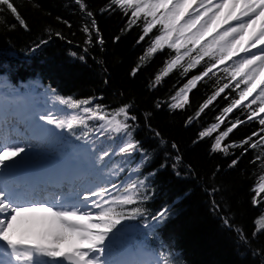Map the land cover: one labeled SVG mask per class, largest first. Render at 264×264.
Masks as SVG:
<instances>
[{
	"label": "trees",
	"instance_id": "16d2710c",
	"mask_svg": "<svg viewBox=\"0 0 264 264\" xmlns=\"http://www.w3.org/2000/svg\"><path fill=\"white\" fill-rule=\"evenodd\" d=\"M12 2L27 30L10 13H0L6 21L0 24L1 73L16 84L37 83L44 91L51 90L48 96L53 101L57 96L90 99L91 106L100 105L106 113L127 106L131 139L138 147L131 154L118 150L109 166L125 171V185L144 181L141 194L147 199L139 205L145 216L123 222L119 231L126 229V233L139 238L147 237V230H157L169 247L171 264H264V231L253 236L255 221L264 216V193L257 197L254 191L264 175V145L252 148L249 143H242L248 137L250 143H255L264 136L259 117L248 119L250 110H257L259 102L234 108L219 129L209 136H200L217 123L216 117L223 108L239 99L244 84L236 88V81H232L197 117L200 105L231 78L223 71L225 65L218 66L213 69L215 75L210 73L191 89L189 102L183 108L170 107L187 81L214 61L205 57L187 73L177 66L156 83L155 77L177 55L175 49L165 46L152 56H145L151 42L161 34V25L145 35L143 14L131 24V9L125 14L111 5V0H82L85 11L76 0ZM147 19L150 21L151 17ZM85 25L90 28L88 33L83 31ZM142 35L144 39L140 40ZM184 51L181 48L180 54ZM198 54L192 52L191 56ZM15 56L28 59L19 61ZM190 62L185 57L181 64L187 67ZM59 107L66 113L70 111ZM237 120L243 123L222 141L226 151H213L216 136ZM100 123L89 121L93 130L90 135L102 147H114L112 137L94 134ZM104 150L110 152V148ZM139 150L146 155L140 156ZM163 209H167L164 221H153L152 217ZM131 222L136 224L128 228Z\"/></svg>",
	"mask_w": 264,
	"mask_h": 264
},
{
	"label": "snow or ice",
	"instance_id": "6c2138e0",
	"mask_svg": "<svg viewBox=\"0 0 264 264\" xmlns=\"http://www.w3.org/2000/svg\"><path fill=\"white\" fill-rule=\"evenodd\" d=\"M192 2L194 0H111V5L124 10L125 14L131 9V18H136H130L131 24L136 23L143 14L145 35L157 25L162 26L161 34L151 42L145 56L150 57L165 46L177 51L175 58L167 62L163 71L155 77L156 83H159L177 66L182 67L187 73L205 57L214 61L210 62L200 75L188 80L176 93L173 97L176 103L170 105L172 108H183L189 102V92L196 87L198 81L210 73L215 75L213 69L226 64L239 52L245 53L242 58L233 60L231 70L228 67L223 69L231 79L209 96L196 112V116L199 117L216 97L230 86L232 81H236V88H240L241 83L245 84V88L239 92V99H234L231 104L223 108L222 114L216 117L217 123L200 133V136L204 137L219 129L224 123V117L257 90L256 80L261 66L264 65V0H221V3L215 5V12L212 11L213 6L209 2L204 12H197L195 16L189 13L183 22L178 23L185 15L181 9L185 6L190 7ZM76 3L82 11L86 10L82 0H76ZM238 5L241 6L239 14L235 12ZM224 8L228 11L222 22L229 24L230 20H234L235 25H229L222 33H216V36L223 41L222 43H214L216 36H213L211 40H204L207 32L214 30L213 17H216ZM160 9L164 11L160 12ZM5 12L10 13L15 21L27 30V24L12 0H0V13ZM87 15L91 17L92 13L87 12ZM148 17H151L150 21ZM257 21H259V31L256 28ZM5 22L4 16L0 15V24ZM95 25L96 22L93 19L92 28H95ZM11 27L14 28L15 25ZM83 31L88 33L90 28L85 25ZM174 33L177 35L174 36ZM143 39L144 35L140 37V40ZM187 44L191 47H186ZM257 45L261 47L257 48ZM181 48H185L182 55ZM196 51L199 54L191 56V53ZM185 57L191 59L187 67L181 64ZM237 77H240V80H237ZM260 83L264 85V81ZM56 101L70 111L63 116L52 112L40 114L39 120L46 125L75 135L77 140L84 139L87 143L93 131L89 127V121L95 120L101 122L98 129L101 136L106 133H116L127 137L123 146L119 148L121 154H131L138 147L137 143L131 139L130 125L127 123L129 119L127 106L121 107L114 113H106L100 105L91 106L90 99L75 100L72 97L57 96ZM257 101L260 106L258 110H250L249 120L257 118L258 113H264V86L259 87L258 94L250 103L256 104ZM240 123L243 121L237 120L216 136L212 144L213 151H226V147H222V141ZM259 124L264 126V117L259 118ZM78 129L81 131L79 135H76ZM261 131L264 132V128ZM250 141L251 137H248L242 143H249L252 148L259 147L264 145V136L255 143ZM235 146L230 145V147ZM25 151V147L18 144L0 145V175H3L5 168L10 167L6 162L21 156ZM109 156L108 150H100L97 163L103 162ZM232 163L234 165L236 161ZM143 186L144 181H130L126 185L111 184V191L109 187L98 186L95 190L86 191L82 197L78 194V206L64 201L60 195L55 196L52 204L29 202L23 200L17 191L0 181V264H139L136 261H113L107 257L111 252L112 240L119 231L118 226L125 221L145 216V210L139 206L144 199H147L141 194ZM254 191L257 197L264 193V175L260 176ZM257 202L254 197L253 203ZM166 215L167 209H163L153 216L152 220L157 223L163 222ZM227 223L228 221L225 220V224ZM255 224L256 231L253 236L264 231V216L259 217ZM145 227H151V225L146 224ZM157 264H171V261L168 257L162 256Z\"/></svg>",
	"mask_w": 264,
	"mask_h": 264
},
{
	"label": "rangeland",
	"instance_id": "374dc122",
	"mask_svg": "<svg viewBox=\"0 0 264 264\" xmlns=\"http://www.w3.org/2000/svg\"><path fill=\"white\" fill-rule=\"evenodd\" d=\"M200 1L201 0H194V2H192L191 3V6L190 7H187V6H185L184 8H182L181 9V11H183L184 12V17H181L180 18V21H178V23L179 22H183V20L184 19H186L187 18V16H188V14L189 13H191L193 16H195L196 15V13L197 12H199V11H197L198 10V8H200L201 6H200ZM207 1H210V0H207ZM198 2V3H197ZM200 6V7H199ZM163 11H164V9H162ZM185 12H187V13H185ZM201 19H203L202 17H201ZM217 21V20H216ZM215 21V22H216ZM223 20L221 19L220 20V23L221 24H224L223 22H222ZM229 23H230V21H229ZM235 24H232V26H234ZM197 26H198V24H197ZM227 27H229V25H227V24H225V27L224 28H221V29H219V27H218V25H216V26H213V31H208L207 32V34L204 36V40H211L210 38H212L213 36H216V33L217 32H219V31H221V30H223V29H226ZM193 31H194V29H192ZM218 42V43H222L223 41L221 40V38L219 37V36H216V40H215V42ZM201 43H203V41H201ZM245 55V53H243V52H239V54L237 55V56H240V58H242L243 56ZM236 57V56H235ZM237 58V57H236ZM237 59H239V58H237ZM236 59V60H237ZM238 78H240V77H238ZM260 77H257V80H256V84H257V90H256V92H254L253 94H258V92H259V87H261V86H264V85H260L259 84V82H260ZM253 96V95H252ZM251 96V97H252ZM250 97H248V100H250L249 99ZM263 115H264V113H262ZM38 155V154H37Z\"/></svg>",
	"mask_w": 264,
	"mask_h": 264
},
{
	"label": "bare ground",
	"instance_id": "6f19581e",
	"mask_svg": "<svg viewBox=\"0 0 264 264\" xmlns=\"http://www.w3.org/2000/svg\"><path fill=\"white\" fill-rule=\"evenodd\" d=\"M209 2L211 3V5L213 6L212 7V11L213 12H215L216 11V8H215V2H216V0H210V1H207V0H201L200 1V6L201 5H203V7H200V8H198V10L197 11H199V12H204L205 11V9L208 7V5H209ZM198 3V2H197ZM240 10H241V6H237V8L235 9V12L237 13V14H239V12H240ZM227 11H228V9L227 8H224L221 12H219L218 14H217V16L216 17H213V19L216 21L213 25H212V27L213 26H216V25H219V29L222 27V24L220 23V20L222 19L223 20V18H224V16L227 14ZM185 13H187V12H185ZM210 14V13H209ZM236 23V21H234V20H230V23H229V25H232V24H235ZM259 23V21H257V24ZM228 25V24H227ZM257 31H259V28H257ZM261 46L260 45H257V48H260ZM261 68L262 69H260V71L262 72V79L263 80H260V82L261 81H264V65H262L261 66ZM261 77H260V79H261ZM260 82H259V84H260Z\"/></svg>",
	"mask_w": 264,
	"mask_h": 264
}]
</instances>
